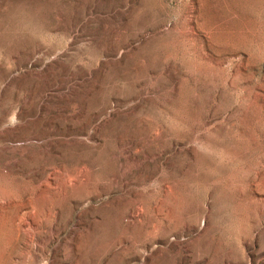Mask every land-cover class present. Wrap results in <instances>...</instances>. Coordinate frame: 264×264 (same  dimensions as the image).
I'll use <instances>...</instances> for the list:
<instances>
[{
	"label": "rangeland",
	"instance_id": "1",
	"mask_svg": "<svg viewBox=\"0 0 264 264\" xmlns=\"http://www.w3.org/2000/svg\"><path fill=\"white\" fill-rule=\"evenodd\" d=\"M72 173L20 258L10 199ZM49 262L264 264V0H0V264Z\"/></svg>",
	"mask_w": 264,
	"mask_h": 264
},
{
	"label": "bare ground",
	"instance_id": "2",
	"mask_svg": "<svg viewBox=\"0 0 264 264\" xmlns=\"http://www.w3.org/2000/svg\"><path fill=\"white\" fill-rule=\"evenodd\" d=\"M45 49V48H44ZM38 53H42L41 56H36ZM51 51L46 49L43 50L39 48L36 50L33 55L27 60L26 64H32L37 65L38 63H42V58L46 55H51ZM46 56V58H48ZM52 56V55H51ZM44 59V58H43ZM51 59V58H50ZM46 60V59H45ZM57 62V61H55ZM42 106V105H41ZM20 118L19 113L14 114L13 118L10 120V124H16L18 122V119ZM90 125V124H89ZM88 125V126H89ZM88 128V127H87ZM85 135L88 137L87 141L90 140L91 134L87 131H85ZM54 165H49V168H45L47 171L56 169ZM26 182V189L23 190L20 193V200L17 202L16 200L10 199V203H14L17 208L22 211V214L20 215L19 219V229H18V242L16 246L17 256L21 258V256L25 255V253H36L38 249L44 248L47 244L44 241L38 240L37 236H32L30 233L31 229H35L34 226L41 225L44 222H47L48 218L52 217L54 220L58 219V213L55 211L54 206L50 203L48 206V211L45 215L41 217L34 216L32 210L31 204H29V209L27 206L26 201H32L31 197L34 195H37L39 193H44L48 196H61V195H70V196H76L78 194L82 195L81 193L85 192L86 196L91 197L94 193H97L96 191L92 190V181L88 176H80L78 173H72L69 175L64 176L60 179L58 176H54L51 174H44L42 178L36 177V176H28L27 179H25ZM110 183H114V181H111ZM127 187V185H124V188ZM124 190V189H123ZM10 192H14L12 188H10ZM85 195V194H84ZM74 198V197H73ZM32 208V210L30 209ZM35 209V208H34ZM139 207H133L129 214L133 219H137L140 217ZM43 220V222H41ZM51 220V219H50ZM51 222V221H50ZM56 225H52L51 227H55ZM169 225L167 226V231L164 234V237H167L169 233H172V230H168ZM151 230L154 231L152 227H150ZM147 231V236H152L154 233L153 231ZM56 233V232H55ZM57 234V233H56ZM169 236V235H168ZM153 239V237H151ZM150 240V239H148ZM158 241H123L117 243L114 247L119 248V250L123 252H133L134 255H138L141 257L142 263H147L148 260V254H150V247H154V244H156ZM167 245L168 247L172 244L170 241H162ZM161 251L165 250L164 247L160 248ZM42 251V250H41ZM46 255V254H45ZM26 257V255H25ZM37 257L40 256H36ZM49 264H52L49 262Z\"/></svg>",
	"mask_w": 264,
	"mask_h": 264
}]
</instances>
